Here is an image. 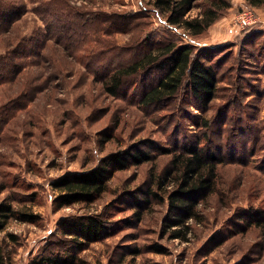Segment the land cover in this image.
Segmentation results:
<instances>
[{"label": "rangeland", "instance_id": "1", "mask_svg": "<svg viewBox=\"0 0 264 264\" xmlns=\"http://www.w3.org/2000/svg\"><path fill=\"white\" fill-rule=\"evenodd\" d=\"M24 1L28 12L15 23L9 36L13 41L33 36L44 40L51 19L47 18V23L42 18L45 15H37L34 8L50 0ZM67 1L82 11L85 18L98 12L118 13L124 17L144 12L150 17L143 19L148 26L140 31L158 30L165 25L163 18L153 11L150 0ZM243 10H253L256 24L245 29L236 26L235 18ZM198 13L195 9L191 16ZM176 32L183 35L184 42L198 48H218L220 90L207 116L222 122L221 109L229 106L227 100L232 96H238L236 102L244 108L242 111L255 119L253 134L259 131L264 140V8H252L243 0H233L225 16L203 37L192 40L183 31ZM59 33L58 29L51 32L55 36ZM130 38L131 34L116 36L120 45ZM49 39L46 61L29 68L17 83L0 86L1 107L24 90L26 80L41 78L40 82L44 81V88L34 101L2 126L0 133V203L7 201L16 210L30 211L41 217L37 224L9 220L5 231L0 233V243L9 264H28L46 242L59 233L61 223L67 218L95 213L108 215L118 226L111 237L81 252L87 264H264V231L256 228L230 231L235 224L232 214L236 208L264 205V175L257 169L258 156L246 167L235 163L220 167V187L224 192L232 190L229 192L232 204L229 199L224 203L217 195L211 197L203 207L205 218L200 225H195L189 242L160 237L163 205L153 204L140 223L128 227L127 223H134L132 211L114 208L124 190L144 184L152 170L168 164L170 156H159L153 163L117 172L109 182L108 191L90 208L76 205L54 209L53 200L58 192L53 190V180L91 169L109 153L138 140L163 146L182 145L199 131L188 115L184 118L181 110L178 115L175 108L155 111L139 107L132 89L124 96L107 95L102 84L96 83L94 76L86 72L81 60L78 62L56 38ZM75 54L81 55V52ZM236 102L231 106L236 112L228 117L239 113ZM189 107H192L190 103L188 111L198 113ZM213 129L215 135L221 134L224 143L236 136L229 123L220 125L219 121ZM247 135L242 132L238 141H243ZM228 232L230 234L223 239ZM9 234L16 240L12 241ZM153 243L163 246L167 253L148 251L146 247ZM134 248L141 249V253H131Z\"/></svg>", "mask_w": 264, "mask_h": 264}, {"label": "trees", "instance_id": "2", "mask_svg": "<svg viewBox=\"0 0 264 264\" xmlns=\"http://www.w3.org/2000/svg\"><path fill=\"white\" fill-rule=\"evenodd\" d=\"M150 1L153 11L165 21L158 30L140 31L148 26L143 19L150 17L144 12L125 17L118 13L98 12L85 18V14L70 6L67 0H50L34 8L37 15H45L42 18L47 23V18L51 19L45 39L33 36L13 41L9 35L15 23L28 12L27 5L24 0H0V86L17 83L29 68L46 61L47 42L52 36L78 62L84 63L86 72L94 76L96 83L102 84L107 95L124 96L132 89L133 99L141 108L155 111L175 108L178 115L180 110L185 113L184 118L188 115L199 132L182 145L163 146L138 140L109 153L95 167L67 174L53 180L51 185L58 192L53 200L55 210L76 205L90 208L108 191L109 182L117 172L153 163L159 156H170L168 164L152 170L144 184L124 190L114 208L132 211L134 223H127L128 227L140 223L153 204L163 205L165 213L161 219L160 237L189 242L195 225H200L205 218L203 207L208 205L211 197L217 195L220 202L226 203L229 199L232 204L229 193L232 190L224 192L220 187V167L229 163L246 167L258 156L257 169L264 175V140L259 131L257 135L253 134L255 119L242 111L244 108L236 102L238 96H232L227 100L229 106L221 109L222 122L231 125L236 132L235 138L224 143L220 133L215 135L213 127L222 122L213 121L207 115L220 90L222 76L217 67L218 48H198L184 42L183 35L176 32L181 30L192 40L203 37L225 16L233 0ZM243 1L252 8H264V0ZM195 9L199 13L191 16ZM56 29L60 33L52 35V30ZM119 34H131V38L120 45L116 40ZM78 52L81 55L75 54ZM40 80H26L24 90L0 107V133L2 126L32 103L44 88V81ZM188 101L198 113L188 111ZM235 102L240 111L236 117H228L231 112H236L231 108ZM242 132L248 135L238 141ZM232 215V222L235 221L230 229L232 233L251 228L264 231V205L239 207ZM40 219L33 212L16 210L7 201L0 203V233L5 231L9 220L37 224ZM109 219L103 213L67 218L61 223L59 233L48 240L28 264H87L81 252L93 243L111 237L117 229L118 225ZM9 237L16 240L12 234ZM146 249L157 254L167 253L157 243ZM131 253L138 255L141 249L134 248ZM0 264H9L1 243Z\"/></svg>", "mask_w": 264, "mask_h": 264}, {"label": "built area", "instance_id": "3", "mask_svg": "<svg viewBox=\"0 0 264 264\" xmlns=\"http://www.w3.org/2000/svg\"><path fill=\"white\" fill-rule=\"evenodd\" d=\"M257 19L253 10H243L235 18V24L241 29H245L256 24Z\"/></svg>", "mask_w": 264, "mask_h": 264}]
</instances>
